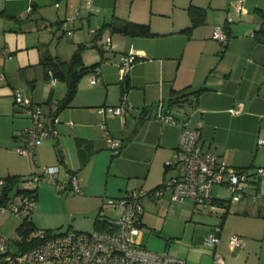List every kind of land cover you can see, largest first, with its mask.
<instances>
[{
	"label": "crops",
	"instance_id": "0c3cea01",
	"mask_svg": "<svg viewBox=\"0 0 264 264\" xmlns=\"http://www.w3.org/2000/svg\"><path fill=\"white\" fill-rule=\"evenodd\" d=\"M122 1L127 10L118 11L110 0H0V70L4 74L0 77V152L8 160L2 164L0 154V174L21 175L57 165L54 184L63 189L54 194L84 206L83 212L60 222L67 225L66 230L81 224L83 217L95 229L105 196L148 190L176 174L167 162L183 121L198 126L203 148L224 162L264 167V144L258 145V139H264V42L254 35L264 21V0H241L240 4L238 0ZM190 5L204 12V20L192 28ZM123 20L147 23L153 35H130L105 26ZM217 25L227 32L226 43L212 36ZM3 48L7 56L1 53ZM78 49L82 65L92 66L86 72L90 78L83 82L82 75L70 103L56 112L67 84L60 77L62 83L50 81L42 58L68 61ZM129 54L135 59L122 78L121 59ZM96 68L99 79L92 83ZM14 87H22L38 109L49 110L43 114L56 132L38 143L35 160L12 155L6 148L22 144L23 128L30 123L25 109L14 103ZM184 93L196 95L195 106L174 112L175 122L163 121L157 114L142 118L150 105ZM122 95L132 107L129 112L98 111L100 106L117 105ZM239 103L241 110L233 112ZM108 136L119 141L118 154L108 148ZM71 174L77 176L81 189L74 195L68 186ZM261 177H253L250 192L258 189L264 194ZM164 195L175 202L168 192ZM39 196L38 185L36 208L41 207ZM160 199H142L143 212L131 233L141 245L146 234L143 227L149 225L144 220L146 208L157 206L159 213ZM192 210L196 213L193 206ZM201 213L197 221L202 223V234L215 233L219 227V242L205 243V235L201 249L193 237H183L184 232L168 231L165 217L158 231L165 239V251L189 264H264V197L253 201L245 196L231 202L223 217L219 210ZM34 216L35 212L31 220L36 226ZM189 227L197 228L193 223ZM233 232L242 245L232 249L229 236Z\"/></svg>",
	"mask_w": 264,
	"mask_h": 264
},
{
	"label": "built area",
	"instance_id": "2783aa9c",
	"mask_svg": "<svg viewBox=\"0 0 264 264\" xmlns=\"http://www.w3.org/2000/svg\"><path fill=\"white\" fill-rule=\"evenodd\" d=\"M91 0H87L89 3ZM241 3V0H238ZM31 7H29L30 9ZM70 33L71 31H67ZM95 32L91 29V33ZM212 36L220 43H226L229 36L223 26L217 25ZM110 45L109 38L106 40ZM1 53L8 55L6 48ZM133 54L121 59V77L123 78L134 61ZM4 74L0 70V77ZM50 81L54 83L56 77L49 72ZM99 79L98 69L92 74L91 82ZM14 103L20 105L28 113L30 123L23 128V142L15 150L17 153L36 159L38 143L55 135L52 123L36 107L32 98L24 93L22 87L12 90ZM157 115L163 121L175 122L176 119L167 110H161L159 103ZM131 105L126 96L122 95L117 105L100 106L98 111H109L114 115H123L130 111ZM242 103L232 109L239 112ZM108 148L113 154L120 152V143L117 139L108 136ZM264 144V139H258V145ZM167 165L175 168L176 174L166 178L158 186L148 190H130L120 197H110L104 201L102 208L110 207L117 211L113 216L100 215L103 226L90 231L65 230L53 233L39 229L36 236L41 240L26 249H16L14 241L0 234V254L7 264H189L184 258L177 257L167 251L156 252L147 249L132 238V231L139 223V216L143 212L142 199L149 197L160 199L167 191L172 201H190L193 209L200 210L208 207L212 212L223 213L231 202H238L245 196L253 201L264 197L258 189L250 192L254 185L253 177L264 176V167L233 166L224 162L217 154L204 149L200 143L198 126H191L183 121L178 143ZM58 166H45L41 170L21 175L17 182L10 181L0 175V210L11 211L29 219L37 206V188L43 180L55 183ZM217 185L226 190L227 197L213 196L212 188ZM68 186L75 193H80L78 178L71 174ZM63 189V185L58 186ZM221 215V214H220ZM219 227L215 230L219 231ZM214 232L205 237L204 242L215 245L219 236ZM231 248L240 247L242 240L237 233L229 236Z\"/></svg>",
	"mask_w": 264,
	"mask_h": 264
},
{
	"label": "rangeland",
	"instance_id": "374dc122",
	"mask_svg": "<svg viewBox=\"0 0 264 264\" xmlns=\"http://www.w3.org/2000/svg\"><path fill=\"white\" fill-rule=\"evenodd\" d=\"M103 2H106L107 0H102ZM111 1V6L116 8L118 11L121 9V7L125 10H127V6L124 5V2L122 0H110ZM84 77L82 78L83 82H88V79L90 78V75L87 73L83 74ZM59 82L62 83V80L57 77L56 78ZM43 104H39L38 106H42ZM42 114H47L49 110H46L45 108L40 109ZM179 112V111H176ZM264 137V136H262ZM7 150H10L12 155L15 156H21L19 155L15 147H12L9 145L6 147ZM5 150V148H3ZM111 152V151H110ZM1 154V161L2 164H7V156L5 155V152L2 151L0 152ZM256 167H251V169H254ZM33 172V171H31ZM29 173V172H27ZM25 173V174H27ZM1 176H4L5 174H0ZM261 180L264 181V176L261 177ZM55 190H59L57 186L47 180H41L39 182V199H41V207L34 209L33 213L35 212V222H36V227L35 229L26 232V238L29 240L32 236H34L38 229H49L53 233H58L61 231H65L67 229V225H59L60 222L65 221L70 218L71 214H76L79 212L84 211V206L82 204H79L76 201L72 200H64L63 198L61 199L60 197L56 196ZM70 195H74L75 192L72 190L69 191ZM169 193V191H167ZM61 193H65V190H62ZM213 194L214 195H219L223 197H227V192L223 188H218L217 185L213 188ZM112 196H105L103 198L101 205H103L104 201H106L108 198ZM170 197V193H169ZM115 198V197H113ZM161 201V208H159V213L156 209L157 206L153 208H146L145 211V217L144 220L148 225L143 227V231L146 232L145 237L142 241V244L145 245V247L149 250L156 251V252H163L167 250L166 248L163 247L162 242H164V238L162 237L163 235H160L158 231L160 230L159 226L161 225L160 223L162 222V219L165 217L167 218V221H165L166 227L168 228V231H173L176 233H185L183 237L186 238H192L193 237V242L196 243V246H201L200 248L202 249V238L206 235V233L202 234V223L197 221L198 216L202 215V211H208V207H203L201 210H194L196 213L193 212L192 210V203L190 201H184V202H171L168 198L167 195H164L160 199ZM159 201V202H160ZM37 206H38V200H37ZM36 206V207H37ZM235 206V205H233ZM199 211H201L199 213ZM117 213V211L111 209L110 207L103 208L102 214L107 215V216H113ZM197 214V215H196ZM204 214V213H203ZM32 216V215H31ZM147 219V221H146ZM149 219V220H148ZM262 219V218H260ZM23 221V217L21 215H18L16 213H13L11 211H2L0 210V234H3L7 237H9L12 240H18L22 241L24 238V234L20 231L19 226ZM81 224H74V226L70 227L71 230H78V231H90L92 230V225L89 222L88 219L83 217L81 220ZM217 222V219L214 218L213 223L215 224ZM151 223V224H150ZM195 224L197 228L195 231H193L190 227L189 224ZM218 224V222L216 223ZM186 225V227H185ZM147 236H149L151 239L147 241ZM161 238V240L158 238ZM208 236V235H206ZM200 250V249H199ZM168 252V251H167ZM196 252H194L195 254ZM171 254V253H170ZM197 254V253H196ZM244 261H240L242 264Z\"/></svg>",
	"mask_w": 264,
	"mask_h": 264
},
{
	"label": "trees",
	"instance_id": "16d2710c",
	"mask_svg": "<svg viewBox=\"0 0 264 264\" xmlns=\"http://www.w3.org/2000/svg\"><path fill=\"white\" fill-rule=\"evenodd\" d=\"M188 11L189 14L191 15V21H192L190 28H192L193 26L204 20V12L202 11V8L198 6L190 5L188 7ZM262 18H264V12H262ZM105 26H110L113 30L130 35H153V33L150 31L149 24L147 23H138L130 20H123L122 22L119 23L110 22L105 24ZM254 35L256 36V39L259 42H264V21H262L260 27L255 31ZM42 63H44V65L46 66L45 67L46 75H48L49 72H51L55 77L56 76L60 77L67 84V91L65 97L58 102L56 109L57 112L60 109L66 107L70 103L77 90V84L79 79L92 66L89 67L82 65L81 51L79 49L74 51L70 60L68 61H63L61 59H56L55 57L47 56L42 58ZM60 70H62L64 73L63 78L61 76ZM174 93L175 90H172V94ZM186 95H188V93L170 96L166 100H162L161 102L150 105L147 108V110L144 111V115L142 116V118L155 116L158 111V108L160 107L159 103H161V110L165 112L168 110L172 114V116L176 118L177 116L174 112L180 110L185 111L187 107L195 106L196 99L194 97H196V95L194 96H186ZM21 175H25V174H21ZM21 175H7L6 177L10 181L17 182V180ZM224 212L221 214V217L224 216ZM98 217H96L95 220L96 228H100L103 226V221H101L100 217L99 218ZM35 228L37 227L33 224L31 217L29 219L27 218L23 219L22 223L19 226V229L24 234L23 235L24 238L22 241H14L16 249L22 250L29 248L31 246H34L41 240V238L36 235L32 236L29 240L26 238L27 237L26 232L28 233V231H31ZM44 230L50 231L49 229H44ZM0 264H7L5 261H3V255L1 254H0Z\"/></svg>",
	"mask_w": 264,
	"mask_h": 264
},
{
	"label": "water",
	"instance_id": "95a60500",
	"mask_svg": "<svg viewBox=\"0 0 264 264\" xmlns=\"http://www.w3.org/2000/svg\"><path fill=\"white\" fill-rule=\"evenodd\" d=\"M60 73H61V76H62V78H63V77H64V73H63V71L60 70Z\"/></svg>",
	"mask_w": 264,
	"mask_h": 264
}]
</instances>
